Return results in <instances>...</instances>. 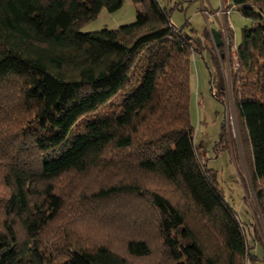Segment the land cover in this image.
<instances>
[{
    "label": "trees",
    "instance_id": "obj_1",
    "mask_svg": "<svg viewBox=\"0 0 264 264\" xmlns=\"http://www.w3.org/2000/svg\"><path fill=\"white\" fill-rule=\"evenodd\" d=\"M131 1L134 21L81 31L123 0H0V264H248L258 242L264 254L193 143L199 43L158 0ZM230 5L260 20L242 29L230 86L264 220V0ZM138 195L147 207L126 199ZM95 203L122 251L62 226Z\"/></svg>",
    "mask_w": 264,
    "mask_h": 264
},
{
    "label": "rangeland",
    "instance_id": "obj_2",
    "mask_svg": "<svg viewBox=\"0 0 264 264\" xmlns=\"http://www.w3.org/2000/svg\"><path fill=\"white\" fill-rule=\"evenodd\" d=\"M158 1L160 5L168 9L171 23L182 28L183 33L199 43L198 49L191 54L190 58L189 117L194 126L193 143L196 146V152L200 160L211 170L215 187L224 201L237 213L246 235H254L253 230L256 228V234L264 246V220L256 207L250 182L252 171L250 147L243 125L234 110L230 86V72L238 65L236 44L240 41L242 29L260 20L253 16L243 15L236 8H230L227 18L232 29L226 27V32H221L220 25L223 24L221 16L209 15V13L217 10L224 0ZM140 9L139 4L131 0H123L122 5L115 11L109 12L105 8L101 9L98 15L83 24L80 30L116 28L121 24L134 21L136 11ZM254 14H257L256 10ZM206 28L211 32L207 38L203 34ZM213 29L219 34L221 40L219 45L214 41L211 31ZM223 35L227 36V40ZM115 99L117 100L118 96ZM223 124L228 132L227 145L225 142H217ZM99 181L97 177H90L82 185L90 189L98 185ZM58 182L61 183L62 179ZM151 186L158 190L161 189L160 185L150 184ZM77 195L79 193H76ZM126 199H133L139 207H147L148 200L143 196L138 195V198ZM93 206H96V203L88 204L86 208L78 205L80 210L74 219L70 218L71 213H63L65 216L60 221L63 223L62 226L69 227L78 237L87 242H106L122 251L121 241L115 238L112 230L107 229L104 224L96 222L90 216ZM112 215H115L114 212ZM248 240L251 245L250 237ZM256 244L252 247L254 250L252 253L257 256L255 263L264 264L263 247L259 242Z\"/></svg>",
    "mask_w": 264,
    "mask_h": 264
},
{
    "label": "built area",
    "instance_id": "obj_3",
    "mask_svg": "<svg viewBox=\"0 0 264 264\" xmlns=\"http://www.w3.org/2000/svg\"><path fill=\"white\" fill-rule=\"evenodd\" d=\"M230 8H236L235 5H230V3H228V0H224L223 3L218 7L217 10L210 12L209 15H214V16H221L222 20H223V24L220 25V31L221 32H226V27H231V23L228 21V14L230 13ZM237 9V8H236ZM204 12H206L204 10ZM224 39L227 40V36L223 35ZM226 43V41H225Z\"/></svg>",
    "mask_w": 264,
    "mask_h": 264
},
{
    "label": "water",
    "instance_id": "obj_4",
    "mask_svg": "<svg viewBox=\"0 0 264 264\" xmlns=\"http://www.w3.org/2000/svg\"><path fill=\"white\" fill-rule=\"evenodd\" d=\"M212 31V35H213V38H214V41L217 45H219L221 42L220 38H219V34L217 32V30L213 29L211 30Z\"/></svg>",
    "mask_w": 264,
    "mask_h": 264
},
{
    "label": "crops",
    "instance_id": "obj_5",
    "mask_svg": "<svg viewBox=\"0 0 264 264\" xmlns=\"http://www.w3.org/2000/svg\"><path fill=\"white\" fill-rule=\"evenodd\" d=\"M255 246V245H254ZM254 249H256V247H254ZM252 248L250 249V253H251V255H253V257L249 260V262H252V264H256L255 262H256V260H257V256H256V254H254V253H252ZM254 251V250H253ZM249 262H248V264H249Z\"/></svg>",
    "mask_w": 264,
    "mask_h": 264
}]
</instances>
